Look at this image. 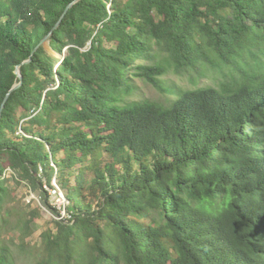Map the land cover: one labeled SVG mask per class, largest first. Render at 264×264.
Returning <instances> with one entry per match:
<instances>
[{"label": "trees", "instance_id": "16d2710c", "mask_svg": "<svg viewBox=\"0 0 264 264\" xmlns=\"http://www.w3.org/2000/svg\"><path fill=\"white\" fill-rule=\"evenodd\" d=\"M71 1L0 0V109L23 77L0 116V264L40 212L7 168L67 201L35 264H264V0H80L55 27ZM133 76L174 97L126 100Z\"/></svg>", "mask_w": 264, "mask_h": 264}, {"label": "rangeland", "instance_id": "374dc122", "mask_svg": "<svg viewBox=\"0 0 264 264\" xmlns=\"http://www.w3.org/2000/svg\"><path fill=\"white\" fill-rule=\"evenodd\" d=\"M45 45L48 53L53 57L54 68H58L61 57L63 58L68 55V47H63L62 52H59L58 50H53L49 44L46 43ZM207 74L208 76L206 77H197L191 76L190 74L176 75L172 72H168L160 78V83L162 86L172 87V89L180 91L195 86L213 85L217 82V79L221 78L217 72L210 71V73L207 72ZM131 82L134 85V91L124 96L128 101L149 99L155 102L167 103L168 99L174 97L173 94L168 93L165 89L157 88L140 77L133 76ZM5 179V184L13 189L16 198L26 207L27 211L39 208V216L34 219L33 231L25 239V245L23 247L19 245L18 230L10 229L6 231L8 236L13 238L15 242L16 263L35 264L36 255L39 252L38 247H40L42 242V232L48 228L53 230L54 221L56 219L67 217V212L64 208L67 204L64 191L59 187L58 181L55 179L53 180L54 188L51 189L44 185V188L48 191L51 205L60 211L61 216H58L52 209L43 204L40 191L33 190L30 184L21 180L17 172L7 168ZM55 185L60 188L61 192ZM139 219L144 223L146 222V219L141 217H139Z\"/></svg>", "mask_w": 264, "mask_h": 264}, {"label": "water", "instance_id": "95a60500", "mask_svg": "<svg viewBox=\"0 0 264 264\" xmlns=\"http://www.w3.org/2000/svg\"><path fill=\"white\" fill-rule=\"evenodd\" d=\"M80 0H73L71 1L65 8L63 14L61 15L59 21L57 22V24L55 25V27H57L60 22L62 21V18L64 17V15L66 14V12L74 5L76 4L77 2H79ZM52 32L48 33L41 41L40 43L37 45V46H40L41 44L45 45L46 43L49 44V37L51 35ZM46 46V45H45ZM62 58V57H61ZM15 73L17 75V77H19V82L14 84L12 86V88L7 92V94L5 95L4 99H3V102H2V105H1V109H0V116H1V110L3 109L5 103L7 102L8 98H9V95L11 94V92L16 89L17 87H19L21 85V81H22V74L20 72V68H19V65L16 66V69H15Z\"/></svg>", "mask_w": 264, "mask_h": 264}, {"label": "built area", "instance_id": "2783aa9c", "mask_svg": "<svg viewBox=\"0 0 264 264\" xmlns=\"http://www.w3.org/2000/svg\"><path fill=\"white\" fill-rule=\"evenodd\" d=\"M17 134H18V132H16ZM56 187H57V189L61 192V190H60V188L57 186V185H55Z\"/></svg>", "mask_w": 264, "mask_h": 264}]
</instances>
